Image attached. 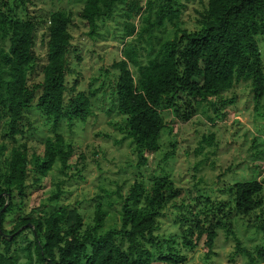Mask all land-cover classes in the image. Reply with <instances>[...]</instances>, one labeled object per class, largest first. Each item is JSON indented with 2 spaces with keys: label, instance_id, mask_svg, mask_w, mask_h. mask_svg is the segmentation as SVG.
I'll list each match as a JSON object with an SVG mask.
<instances>
[{
  "label": "trees",
  "instance_id": "16d2710c",
  "mask_svg": "<svg viewBox=\"0 0 264 264\" xmlns=\"http://www.w3.org/2000/svg\"><path fill=\"white\" fill-rule=\"evenodd\" d=\"M175 1L85 0L79 12L91 34L97 20L109 16L115 4L124 7L125 36H135V40L125 43L123 58L114 64L118 76L113 101L139 164L145 163L147 153L159 148L160 134L168 127L164 111L187 122L204 104L221 118V106L227 99L223 94L241 82L249 84L255 100L264 95V63L257 41L264 39V0H207L195 29H181L174 23L173 37L161 40L155 32L178 16L171 6ZM26 2L0 0V125L4 138L13 142L11 146L0 143V264H17V231L22 226L32 227L30 244L34 246L33 251L30 244L23 248L27 251L25 264H149L142 242L147 236L154 242L163 210L181 194L166 176L155 175L148 188L134 180L127 192L119 195L118 228L104 229L107 211L101 201L95 203L92 222L87 225L77 209L67 206L48 210L41 204L34 208L36 214L22 215L29 175L38 180L56 164L61 173L69 167L73 148L64 142L58 128L63 121L85 122L92 114L93 96L77 90L76 83L68 85L72 16L61 9L48 16L42 77L30 82L29 73L37 62V22L22 16ZM34 102L50 121L53 133L45 138L39 153L14 143L24 133V113ZM263 190L264 180L250 179L226 188L231 200L205 198L210 210H195L201 199L197 197L194 204L181 203L186 210L178 216L184 244L193 248V240L204 235L205 258H209L214 254L217 231L223 228L227 237L235 240L236 253L255 263L252 253L240 246L230 222L233 215L249 214L256 219V230L263 233L262 244L254 250L255 260L264 261ZM59 196L58 190L49 199ZM14 214L16 221L6 230L5 219ZM168 252L159 259L185 264L174 246Z\"/></svg>",
  "mask_w": 264,
  "mask_h": 264
},
{
  "label": "rangeland",
  "instance_id": "374dc122",
  "mask_svg": "<svg viewBox=\"0 0 264 264\" xmlns=\"http://www.w3.org/2000/svg\"><path fill=\"white\" fill-rule=\"evenodd\" d=\"M84 1L27 0L26 11L22 12V16L37 22L34 43L37 62L34 71L29 73L30 82L39 81L42 77V66L46 62L48 16L61 9L72 16L68 55L72 72L67 75L68 85L76 83L77 90L93 93L90 117L85 122L75 120L72 124L63 121L58 128L64 142L73 148L69 167L61 173L56 164L38 180L29 175L22 215L36 214L34 208L41 204L48 210L54 206H67L77 209L87 225L92 222L95 203L101 201L107 211L104 229L118 228L119 195H124L134 180L148 188L155 175L166 176L175 188L181 190V194L163 210L159 228L153 236L154 242L149 241V236L142 242L149 264H169L161 261L159 256L166 254L170 246L184 256L185 264H264L262 259L255 260L254 250L262 244L263 233L256 230L254 216L233 215L230 222L241 242L240 246L252 253L253 260L257 261L255 263L250 262L248 256L236 253L235 240L227 237L223 228L217 231L214 254L205 258L204 235L200 240H193V248L188 247L183 242L178 219L186 212L185 205L181 203L187 205L191 201L194 204L197 197L201 199L195 203V210H210L205 198L228 201L232 197L226 192L227 187L250 179L264 180V95L255 100L249 84L241 82L223 94L227 99L224 107L221 106L224 113L221 118L204 104L187 122H180L170 111H164L168 127L160 134L159 148L147 153L145 163L139 164L132 151V141L125 139L124 119L117 113L113 101L118 76L114 64L123 58L125 43L134 41L135 36H125L126 20L121 4H115L109 16L99 18L96 29L90 34L89 27L79 18ZM206 1L178 0L171 3L173 10H178V16L173 23L165 22L155 35L161 40L172 38L174 23H178L181 29H195L199 12H202ZM257 41L264 63V39L258 38ZM129 67L134 70L131 65ZM24 115V133L17 136L14 143L24 145L30 153H39L45 138L53 136L51 123L38 111L35 102L25 110ZM210 116L213 119H209ZM0 143L7 146L13 143L4 138L1 125ZM58 190V199L50 200L49 196ZM16 215L5 219L6 230L12 229ZM31 229V226H22L17 231V264L27 262V251L23 248L33 242ZM30 249L33 251L34 246L31 245Z\"/></svg>",
  "mask_w": 264,
  "mask_h": 264
}]
</instances>
